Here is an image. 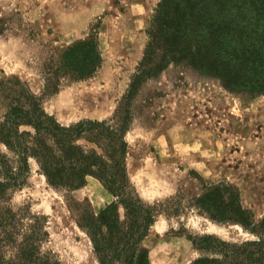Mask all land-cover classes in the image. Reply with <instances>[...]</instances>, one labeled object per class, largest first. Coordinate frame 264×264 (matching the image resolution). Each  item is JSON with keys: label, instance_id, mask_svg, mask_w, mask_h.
I'll use <instances>...</instances> for the list:
<instances>
[{"label": "rangeland", "instance_id": "1", "mask_svg": "<svg viewBox=\"0 0 264 264\" xmlns=\"http://www.w3.org/2000/svg\"><path fill=\"white\" fill-rule=\"evenodd\" d=\"M158 2L0 0V129L13 106L27 109L18 94H41L51 55L94 27L101 68L44 98L41 118L64 126L84 119L114 126L124 117L128 121L125 195L134 203L129 212L121 196L92 175L75 189L53 187L33 156L20 176L23 183L0 200V209L11 206L41 217V250L63 264H143L144 250L148 264H190L202 252L182 230L229 241L255 239L241 225L218 223L191 204L216 183L236 186L255 222L264 217V93L236 89L221 72L182 59L146 77L124 105ZM17 128L18 134L34 135L28 124ZM36 136L52 143L50 133ZM20 138L31 139L24 133ZM78 142L102 152L85 139ZM0 154L16 167V154L1 141ZM158 203L177 212L160 213L146 228L139 205Z\"/></svg>", "mask_w": 264, "mask_h": 264}, {"label": "trees", "instance_id": "2", "mask_svg": "<svg viewBox=\"0 0 264 264\" xmlns=\"http://www.w3.org/2000/svg\"><path fill=\"white\" fill-rule=\"evenodd\" d=\"M147 33L149 41L141 67L132 78L124 105L133 99L146 77L182 59L221 72L236 89L251 95L264 93V0H159ZM102 64L94 27L83 38L51 55L45 64L40 95L18 94L27 109L23 105L13 106L8 125L0 129V141L17 156L15 167L7 164L5 154H0L1 201L9 197V190L23 183L20 176L29 170L28 158L33 156L53 187L75 189L92 175L114 195L121 196L127 212L132 209L124 158L128 148L124 139L127 119L124 117L116 126L92 119L64 126L54 119L41 118L44 98L59 92L70 81L94 76ZM19 117L21 122L17 120ZM22 123L33 127L34 135L50 133L52 143L36 139L29 131L22 133L31 139L21 141L22 133L18 134L17 127ZM80 139L96 144L102 152L79 143ZM191 204L218 223L241 225L256 238L229 241L213 234L190 235L182 230L179 234L186 235L202 252L190 264H264V217L255 222L253 213L242 204L236 186L209 185ZM139 211L147 228L160 213L171 215L177 209L170 210L164 203H158L139 205ZM25 219L29 221L25 223ZM45 236L39 215L27 210L22 213L11 206L1 208L0 264H63L50 252L41 250ZM101 263L104 264L103 260ZM142 263L148 264L146 250Z\"/></svg>", "mask_w": 264, "mask_h": 264}]
</instances>
